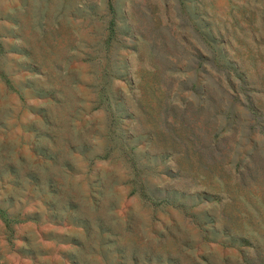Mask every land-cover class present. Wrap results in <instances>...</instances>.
I'll list each match as a JSON object with an SVG mask.
<instances>
[{
    "label": "rangeland",
    "instance_id": "374dc122",
    "mask_svg": "<svg viewBox=\"0 0 264 264\" xmlns=\"http://www.w3.org/2000/svg\"><path fill=\"white\" fill-rule=\"evenodd\" d=\"M183 1L0 0V264H264V0Z\"/></svg>",
    "mask_w": 264,
    "mask_h": 264
},
{
    "label": "crops",
    "instance_id": "0c3cea01",
    "mask_svg": "<svg viewBox=\"0 0 264 264\" xmlns=\"http://www.w3.org/2000/svg\"><path fill=\"white\" fill-rule=\"evenodd\" d=\"M185 1H183V3H186ZM179 4H180L179 0H154L155 10L157 11L174 10L175 7H177ZM112 10H114L113 5H112Z\"/></svg>",
    "mask_w": 264,
    "mask_h": 264
}]
</instances>
